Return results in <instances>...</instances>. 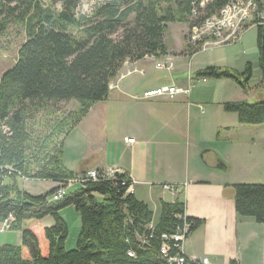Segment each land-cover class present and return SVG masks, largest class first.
I'll return each instance as SVG.
<instances>
[{"label":"trees","instance_id":"1","mask_svg":"<svg viewBox=\"0 0 264 264\" xmlns=\"http://www.w3.org/2000/svg\"><path fill=\"white\" fill-rule=\"evenodd\" d=\"M81 2L0 0V35L9 24L21 25L25 33L14 63L0 76V223L12 217L9 229L20 233L18 244H0V264H166L158 252L160 236L174 231L182 203L161 201L153 221L149 206L126 194L120 182L90 180L69 187L59 199L51 195L63 179L88 170L65 167L64 141L94 103L108 99L110 83L123 63L164 55L171 23H187L193 30L218 14L227 0H208L203 7H198L199 0H89L87 11H78ZM251 18L259 22L257 16ZM256 27L262 87L264 26ZM199 50L200 45L191 53ZM251 74L247 63L242 72L207 66L195 71L194 78H229L246 89ZM72 100L77 103L72 110L60 115L49 111L50 104ZM222 109L235 113L239 123H264V100L225 101ZM21 179L56 185L31 195ZM230 188L237 214L264 222V183H233ZM70 205L78 213L80 229L69 250L68 225L59 212ZM47 215L53 224L44 227L39 240L29 225ZM200 222L195 220L193 228ZM143 233L152 236L141 244L137 234ZM27 238L36 245L35 255Z\"/></svg>","mask_w":264,"mask_h":264},{"label":"crops","instance_id":"2","mask_svg":"<svg viewBox=\"0 0 264 264\" xmlns=\"http://www.w3.org/2000/svg\"><path fill=\"white\" fill-rule=\"evenodd\" d=\"M178 24L182 25L181 29L188 28L187 23ZM169 42L172 46L165 42L164 55L125 61L110 83L109 109L120 122V128L111 135L114 155L110 163L93 164L96 153L84 159L85 152H82L86 143L82 124L90 117L103 119L104 111L100 110L102 114H99L94 109L98 102L65 138L63 163L73 171L121 169L136 180L134 196L157 215L161 201L182 203L188 217L201 221L188 235L186 251L189 254L207 255L211 264H264V222L237 214L230 188L233 183H264V123L242 124L235 113L222 109L225 101L264 100V86L248 84V88L243 89L233 80L223 78L212 83L213 96L207 100L206 91L212 81L194 90L191 80L180 85L185 59L191 63L190 74L194 60L198 63L194 69L211 65L238 72L244 71L250 63L253 73L252 64L259 67L257 27H247L240 41L231 43L235 45L227 44L226 48L216 45L191 53L180 37L177 43L172 37ZM221 53H226L227 57L219 58ZM157 62L164 66L158 67ZM152 64L154 69H148ZM155 69L164 76L159 82L148 74ZM134 72H139V76L127 79ZM163 85L181 87L184 92L172 97L167 93L146 94ZM197 90L204 91V96ZM129 138H133V142H128ZM204 145L210 146L205 153L201 151ZM218 158L225 162V170L214 167ZM26 180H20L23 189ZM55 185L48 181L45 186L41 185L43 191L39 193ZM59 214L68 225L65 246L72 247L80 229L78 213L70 205ZM52 224L53 220L47 215L29 228L42 240L44 227ZM15 231L19 240L11 244L16 245L20 242V233Z\"/></svg>","mask_w":264,"mask_h":264},{"label":"built area","instance_id":"3","mask_svg":"<svg viewBox=\"0 0 264 264\" xmlns=\"http://www.w3.org/2000/svg\"><path fill=\"white\" fill-rule=\"evenodd\" d=\"M208 0H199L198 7H203ZM196 4V3H195ZM193 5V14H195L197 5ZM256 9L257 12L250 11ZM231 13H240V22L237 24H228V17ZM259 15L258 23H251V16ZM205 31L192 32V26L187 29L188 38L192 41L200 39V50H206L212 46L237 43L240 41L242 34L247 27L264 26V0H227L225 5L220 9L218 14L212 15V21L204 22ZM158 67L164 66L163 63L157 62ZM184 92L181 87L174 85H163L154 90L147 91L146 94H163L167 93L171 97L176 93ZM128 142H133V138L127 139ZM90 180H110L113 184L120 182L126 186L125 193H134V185L136 180L131 178L127 173L117 167H108L106 169H89L84 175H79L70 179H63L62 187L59 188L51 199H59L64 194L66 189L73 185L83 186L84 183ZM166 187H171L170 184H165ZM179 219V223L171 233H163L160 236V246L158 252L164 259L166 264H211L210 257L207 255L197 256L189 254L186 251V241L189 233L195 225V220L188 217L184 210L175 215ZM12 217L0 223V230L9 229L11 226ZM153 224L148 225V229L152 230ZM152 233L145 235L137 234V240L143 244L148 241ZM127 255L135 257L133 250H128Z\"/></svg>","mask_w":264,"mask_h":264},{"label":"rangeland","instance_id":"4","mask_svg":"<svg viewBox=\"0 0 264 264\" xmlns=\"http://www.w3.org/2000/svg\"><path fill=\"white\" fill-rule=\"evenodd\" d=\"M44 1H46V0H44ZM89 4H90L89 0H82V2L77 6L76 10L87 11V9L89 8ZM251 9L252 10H250V11L257 12L256 9H253V8H251ZM255 16L258 17V15H252L251 17H255ZM209 19H212V15L209 16L207 19H205L198 27H196V29L194 28L192 30V32L205 31L204 22H207V20H209ZM251 20H252V18H251ZM236 22H237V20H233V22L231 24H236ZM181 28H182V25H180L178 23H171L169 26V30L166 31V33H165V42L166 43L168 42L167 44H169V46H172V43L169 42V39L172 37L175 40V42L177 43L178 38L180 37V39L183 43L185 41L186 47L188 48V52L192 51V50L194 51L196 49V47L202 43V41L200 39L192 41L191 39L188 38L187 28H185V29H181ZM24 39H25V33L23 30V27L21 25H16V24L15 25L9 24L6 31L0 35V76L7 68L12 66V64L14 63V61L17 57V49L20 46V44L24 41ZM229 45H227V44L223 45L222 44L221 47L226 48ZM231 45H235V44H231ZM214 47H216V46H214ZM233 49L234 48H231V50H233ZM227 51L228 50H226V52ZM202 55H204V54H202ZM202 55H200L199 57H201ZM226 57H227L226 53H221L219 55V58L225 59ZM197 64H198L197 61L194 60L193 61V71L190 74V72H188V70H192L191 63L188 62L187 59H185V70H184L183 75H182V77H183L182 82L183 83H180V85H186V83L191 80L192 87L194 90L196 87L208 85V82L212 81L211 84L208 85V90L206 91V97H205L207 100H209L213 96V90L214 89H212V86L214 84H212V83H215L214 81H218L219 79H223V78H206V79L194 78V72L199 70V69H194V67ZM252 65H253V73H252L253 75H251V78L249 79L248 84L249 85L250 84H257V86H258V83L260 82V77H261L260 70H259V67L257 64H255V65L252 64ZM205 67H207V66H205ZM205 67H202V68H205ZM218 67H220V66H218ZM202 68H200V69H202ZM222 68H225V67H222ZM148 69H154L153 64ZM138 73L137 72L132 73V75L129 76L127 79L138 77L139 76ZM148 74H151V79L156 81V82H159L160 80H162L164 78L162 73L160 71H157L156 69H155V71L150 72ZM188 75H189V77H188ZM127 79H125L124 81H126ZM197 92L201 97L204 96V91H198L197 90ZM50 102H53V101H50ZM109 103H110V98H108L106 101H101V102L99 101L98 104L96 105V107L94 108L95 112H98L99 114H102L100 112V110L104 111V114H102L103 119L98 118L97 120H94V118L90 117V118H87V120H85L84 123L82 124V129L85 131V140H86V143L82 148V152H85L83 157H84V159H86V158H89L93 153H96L97 159L95 160V162L93 164H101L103 166L110 163V161L112 159V155H114L113 151L111 150L112 141L114 140V137H112L111 135L113 132H116L120 128V122L116 121L113 118L112 112L109 109ZM202 104L204 105L205 101H202ZM76 106H77L76 101H73V100L67 101V102L61 101V102H57L54 104H50L49 111H54L56 114L60 115L64 112H67L69 110L74 109ZM223 112H224V110H223ZM75 131H77V130H75ZM75 133H77V132H75ZM99 135H100V137H99ZM220 139H222V136H220ZM218 141H221V140L218 139ZM95 142H96V145H95ZM95 147H97V148L94 150ZM209 147L210 146H208V145H204L202 147L201 151L203 153H205ZM104 149L107 151V153H105ZM199 150L200 149H198V151ZM198 151H197V158L199 155ZM199 159L202 160L200 157H199ZM48 181L51 183H54L50 180L28 179L24 183V187H25L24 190L28 194H31V195L43 194L44 192L39 193V192L43 191V189H41V185L45 186L48 183ZM48 218L53 220L52 216L48 215ZM157 219H158V215L154 212L153 213V221H156ZM68 235H69V232H68ZM77 235H78V233H77ZM76 239H77V237H76ZM18 240L19 239H18L17 232L14 229H5L3 231H0V244H2V243H14ZM75 245H76V241L74 242V245L72 247H67V246H65V247H66V249L70 250V249L74 248Z\"/></svg>","mask_w":264,"mask_h":264},{"label":"water","instance_id":"5","mask_svg":"<svg viewBox=\"0 0 264 264\" xmlns=\"http://www.w3.org/2000/svg\"><path fill=\"white\" fill-rule=\"evenodd\" d=\"M214 167H215L216 169L222 171V170H225L226 164H225V162H224L222 159L218 158L217 163L215 164ZM27 246H28L30 252H31L33 255H35V253H36V245H35V243L31 240V238H27Z\"/></svg>","mask_w":264,"mask_h":264},{"label":"bare ground","instance_id":"6","mask_svg":"<svg viewBox=\"0 0 264 264\" xmlns=\"http://www.w3.org/2000/svg\"><path fill=\"white\" fill-rule=\"evenodd\" d=\"M208 18V17H207ZM206 18V19H207ZM259 19V15L257 17ZM233 20H237L236 24L240 22V13H231L228 17V24H231ZM207 21H212V19H209ZM204 26V25H203ZM196 29V28H195ZM203 29V28H202ZM199 30V29H198ZM199 32V31H198Z\"/></svg>","mask_w":264,"mask_h":264}]
</instances>
